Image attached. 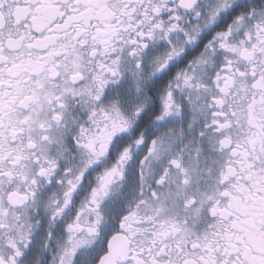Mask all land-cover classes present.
<instances>
[{
    "label": "snow or ice",
    "instance_id": "1",
    "mask_svg": "<svg viewBox=\"0 0 264 264\" xmlns=\"http://www.w3.org/2000/svg\"><path fill=\"white\" fill-rule=\"evenodd\" d=\"M0 264H264V0H0Z\"/></svg>",
    "mask_w": 264,
    "mask_h": 264
}]
</instances>
